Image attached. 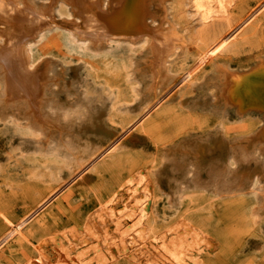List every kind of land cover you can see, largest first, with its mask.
Here are the masks:
<instances>
[{
  "label": "rangeland",
  "instance_id": "rangeland-1",
  "mask_svg": "<svg viewBox=\"0 0 264 264\" xmlns=\"http://www.w3.org/2000/svg\"><path fill=\"white\" fill-rule=\"evenodd\" d=\"M231 1L232 3H228L227 14L231 20L232 26H235L242 21L241 19L247 17L252 10H254L256 4L258 6L264 0ZM185 3L187 4V0H168L167 13L169 20L176 26L178 31L184 35V38H186L183 54L181 53L182 50L179 51L180 54H178V56L177 54L173 55L171 58L172 60L168 63L170 79L190 70L201 53L207 49L213 40L216 42L226 31L224 16H216L208 25L203 26L198 20L197 15L190 11L192 10L189 8L191 6ZM187 6L188 8H186ZM58 13L66 15L67 11L61 6L58 9ZM194 22L197 24L195 25ZM60 31L61 30L56 29L48 31V33L46 32L42 39L32 45L31 55V61L33 63H41L46 60L49 68L52 69V71L50 69L48 73L49 75L52 73L50 75L52 77V83L50 82L47 88V102L54 106L51 105L52 108L46 106L43 110L48 117L59 125L53 126L51 128L52 130L50 128H43L35 123L34 126L31 123L27 124L25 119H22L19 115L17 116L14 112L8 111V113L0 110V121H2L0 123V240L10 230L8 223L5 221V218L3 220V217H7V219L14 223L22 221V227L29 238L27 241L26 239L12 237L2 242V245L0 244V264H15L29 254L36 256L37 249L35 245L43 237L48 235L49 230H61L72 224L81 226L84 225L83 223L87 220L93 221L95 218L94 213H96V209L100 206L99 201L105 199L109 192L116 188L119 178L126 177L133 169H142L143 172L146 173V180H150L149 183L152 188L150 193V209L144 220V224L147 226L150 234L164 229L171 221L185 218L194 221L205 230L214 243L213 248H205L202 252L201 264H264V212L261 211L257 203L258 198L256 189L259 180L264 182V156L262 155L264 151L263 149H258L256 151L251 150L255 145H258V140L254 137L255 133L253 131H258V127L260 128V125H262V123L264 124V115L262 111L258 109L252 108L251 110L248 108L246 111L245 109L241 110L240 115L242 116H240L234 106L230 107L229 105L228 108H226L221 96L216 95V84L213 82L214 78H212L216 72L213 68H215L218 62H225L231 69L244 71L251 69L257 65L261 59H264V9L226 43L211 60L207 61L192 75L188 80L189 84L191 83V87L187 83L178 88L175 92L176 95L171 97V99L168 100L169 102L167 101L166 103L163 102L159 104L151 114L142 120V122L135 125L115 148L106 152L84 172L83 168L87 165L88 161L100 150L110 144L124 128L129 126L144 110L145 106L149 103L148 101L153 97L152 91H149L148 87L151 79L149 75H146L148 74L146 73L148 70L146 71V69H144L143 59L147 57V52L144 53V51L147 50H145V44H134L136 45L135 47L125 42L118 44L112 43L107 47L90 49L79 43H70L65 31ZM50 39L53 40V42ZM39 43H41V46ZM124 44H127L126 46H128V48ZM46 45L48 47H46ZM33 52L36 53L34 54ZM139 55L141 56L139 57ZM46 56H48V58ZM54 59H58L57 61L59 62L55 60V63L58 65L53 63ZM78 60L80 61V66ZM73 65L79 70L72 67ZM55 66L57 68H55ZM141 66L144 68L142 69ZM131 70L134 71V73L131 72ZM211 70H213L212 74ZM54 71L57 73H54ZM60 71L65 73L61 74ZM69 74L72 79L75 80L74 82L71 81ZM74 75L75 77H79L74 79ZM130 75L134 80L131 79ZM209 75H212L210 76L211 78ZM146 76H148L150 80L148 78L144 80L143 78ZM79 78H81V80H79ZM54 79L56 80L54 81ZM196 81L198 82L195 83ZM55 82L58 84H55ZM192 83H195V85H192ZM66 84H68V86ZM74 84L75 87H73ZM199 85L203 88L201 86L199 87ZM136 86L139 90H137ZM50 87H54V89ZM146 87L148 88L146 89ZM1 88L2 83L0 81V90ZM73 88L78 89L75 91ZM49 89H51V91ZM60 90H62V92ZM69 90L70 93H68ZM71 90L74 91V94L71 93ZM195 90H197L196 93ZM52 91L54 92L52 93ZM203 91L209 92H206L208 94L206 95L207 97L205 96L206 93ZM75 92L80 93L77 95ZM140 92L142 97L140 96ZM202 93L204 95H200ZM88 94H90V96ZM196 94L197 97L195 98ZM69 95H71L72 98ZM79 95L81 98L83 96L82 100L85 99V103L80 97L78 100ZM92 96H95L94 98L96 99L92 100V102L96 104L92 103L87 98H91ZM216 96L218 97L217 100ZM99 97L101 98V103L98 102ZM139 97H141L140 100ZM201 97L203 101L205 100L203 102L204 105L201 102ZM50 98H52V100ZM75 98L77 100V105L75 104ZM134 98H138V100ZM178 98H180V103H182L181 106L179 102H177L179 101L177 100ZM91 99H93V97ZM190 99L192 104L189 102ZM213 99H215V101ZM87 102L88 105L91 102L89 105L90 108L84 105L87 104ZM58 103L62 106H66L67 104V108L59 106ZM97 103L102 106L100 107ZM103 103L106 108H104ZM198 103H200V105ZM78 104L82 105L79 106ZM219 104H221L220 107H218ZM139 105L140 107H138ZM193 105H197V108ZM213 105H215L214 107L216 108H214ZM84 106L88 108L85 109ZM121 106L122 108H120ZM187 106L189 109H187ZM190 106L193 107V109L190 108ZM199 106L204 108H200ZM206 107H209L210 110L214 108L213 111H216V113H213V111L208 110L209 108L207 109ZM225 108L228 109V111L225 110ZM222 109L226 115L223 114ZM231 109L234 111L233 113H231ZM218 111L220 113H217ZM132 112L133 114H131ZM243 112L245 115H243ZM81 113H87L85 114L86 117L83 115V117H85L83 118ZM234 113L237 115H234ZM15 117L16 119H14ZM60 117L62 119L65 118V120L67 119L66 122L61 120ZM11 118L12 120H10ZM18 118L21 120H18ZM17 121L20 123H15ZM21 121H23V123ZM22 125H24V127ZM90 125H93V127L91 126L90 128ZM31 126L34 127L32 128ZM213 126H215V128ZM5 127L8 129L6 130ZM207 128L210 129V132ZM212 129L215 131L213 132ZM219 130H221V133ZM216 131L217 133L215 135ZM41 132L44 133L41 134ZM53 134H55V136ZM251 134L252 136H250ZM36 135L39 137L37 138ZM42 135H44L45 139L42 138ZM245 135L249 137H245ZM5 136L7 138H5ZM25 136H27V139L31 142H29ZM31 136L32 138H30ZM192 136L194 137L193 141L191 139ZM48 137L52 138L49 139ZM23 138L25 143H28L30 147L28 145L24 146L25 143L23 142ZM33 139L37 141L35 142ZM39 139H41V141H39ZM43 139L47 142H44ZM232 139H234V141ZM18 140H22L21 142L23 143ZM32 142L34 143L31 144ZM15 144H17L16 147L13 146ZM30 144L33 145V148L34 146L37 148L33 149ZM172 144L175 145L173 146ZM226 144L232 145H229V147ZM239 144L246 145V150L244 152L238 148ZM22 145L25 148L22 147ZM13 147L15 149H12ZM26 147L29 150H26ZM19 148L21 149L19 150ZM235 149H237V151ZM226 150L229 151V154L226 153ZM257 152L258 154H256ZM259 152L262 154H259ZM233 153H236L237 156H235V154L233 155ZM173 157L176 161H174ZM260 158L263 159L260 160ZM231 159H235V162H232ZM249 159H251V161ZM245 161H247V163ZM217 162H219V164ZM213 163L217 164L216 167L214 166L211 169ZM217 165H221L222 172H224L222 173L223 182L219 181L218 177H215V173L213 174L212 172L214 168L218 167ZM189 167L191 171H188ZM229 167H231V169ZM261 169H263V171ZM76 171L82 172L81 176L78 177L76 181L64 187L68 179H70V177L72 178L77 173ZM254 173H256V176H253ZM261 173L263 174V178ZM200 176L202 178H200ZM226 185H228V187H226ZM232 186L234 188H232ZM239 186L240 188H238ZM185 187L186 189H184ZM201 187L205 188V190L207 188V190L203 191ZM248 188L250 190L249 193L247 192L249 191ZM160 189H164V193L162 190L160 191ZM214 191L219 194L214 193ZM167 193L170 194L168 195ZM125 195L126 191L122 189L119 196L124 198ZM170 197L172 199H169ZM47 198L48 200H46ZM168 200L169 202L167 203ZM121 202L122 200L116 202L117 208L121 207ZM173 202L174 205H170ZM175 204L178 205L175 206ZM42 251L46 259L51 261L54 257V248L50 244H46ZM118 257L108 262V264H135V262L133 263V261L129 260L124 255Z\"/></svg>",
  "mask_w": 264,
  "mask_h": 264
},
{
  "label": "bare ground",
  "instance_id": "bare-ground-1",
  "mask_svg": "<svg viewBox=\"0 0 264 264\" xmlns=\"http://www.w3.org/2000/svg\"><path fill=\"white\" fill-rule=\"evenodd\" d=\"M229 2L232 3L231 0H187V4H189L191 6L189 8L192 9L190 11L194 12V14L197 15L198 20L200 21V23L203 26L208 25L214 17L216 18V16H219V15L224 16L223 18L225 21L224 24L226 25V31L220 37V39H218L216 42H214V40H213V42L207 47V49L201 53V55L195 61L194 65L192 66V68L190 70H188L185 73L183 72V74L175 76V78H173V79L171 78L172 79L171 80L169 72H168V63L170 60H172L171 58L173 55L177 54V56H178V54H180L179 51H181V50H182L181 53L183 52V49H185L183 47L185 46L184 42H186L185 41L186 38H184V35L182 33H180L178 31V29L176 28V26L174 24H172L169 20L168 13H167L168 0H0V81L2 83V88L0 90V110L6 111V112L11 111L12 113L14 112L15 114H17V116L19 115V117L21 116L22 119H25V121H27V124L31 123L34 125V123H35V124H38L39 126H41L43 128H50V129L53 126L57 125L50 117H48L46 115V112L43 110L44 107L49 106L52 108L51 105H53V104L50 105L47 102V100H48V98H47L48 97L47 96V94H48L47 90L48 89L47 88H48V85L51 82V78H52L50 76L52 73H50V75L48 73H49L51 68H49L48 63L43 58L42 59L44 61H42L41 63L40 62L33 63L31 61L32 45L35 42L42 39L44 37L45 33L46 32L48 33V31H52V30H56V29L61 30L62 32L65 31V33L68 36L70 43H79V44L84 45L85 47L90 48V49L107 47V46L111 45L112 43L118 44V43H122V42L128 43L130 45H134V44L137 45L140 43L145 44L146 45L145 50H147V51H144V50H142V51H144V53L147 52V57L145 59H143L145 68L143 66H141V67H142V69L143 68L146 69V71L148 70V72H146L145 70L144 71L146 73H148L146 75H149V77L151 79L150 84L149 85L147 84V85L149 87V91H152L153 97L151 98L150 101H148L149 103L145 106L144 110L138 115V117L135 120H133V122L129 126L124 128V130H122V132L119 135H117L112 140V142L110 141L111 142L110 144H108L106 147H104L102 150H100L97 154H95L88 161V163L85 167L83 166L84 167L83 172H84L88 167L93 165L106 152L115 148L121 142L123 137L125 135H127L135 125L142 122V120L144 118H146L149 114H151L159 104H161L163 102L166 103L168 100L171 99V97H174L176 95L175 92L178 88L186 85L187 83L189 84L188 80L192 77V75L201 66H203L207 61L211 60L226 43H228L249 21H251L255 16H257L264 9V1L262 3L260 2L261 4H259L258 6L256 4L257 7L255 6L254 10H252V12L247 17L244 16L245 18L241 19L242 20L241 22H239L235 26H232L231 20L227 14ZM61 6L66 9V11H67L66 15H61L60 13H58V9ZM188 6L186 8H188ZM56 17H58V18H56ZM193 17H196V16H193ZM198 20H197V23H198ZM216 21H218V20H216ZM216 21H215V23H216ZM232 21H233V19H232ZM197 23H195V25ZM201 28H202V26H201ZM209 33H210V31H209ZM62 35H63V33H62ZM55 38H57V37H55ZM51 41L53 42V40H51ZM40 44L41 43H39V45ZM116 45H115V47H116ZM136 45H134V46L136 47ZM40 46H38V47H40ZM43 46H44V44H43ZM46 47H48V46L46 45ZM126 47L128 48V46H126ZM122 48H124V47H122ZM144 48H145V46H144ZM59 51H60V49H59ZM119 51H121V50H119ZM125 52H123V53H125ZM140 56L141 55H139V57ZM180 56H182V55H180ZM46 57L48 58V56H46ZM135 59H136V57H135ZM55 60L56 59H54L53 63H55ZM185 60H187V59H185ZM57 62H59V61H57ZM135 62H136V60H135ZM50 63H52V62H50ZM137 63H140V62H137ZM215 63H217V62H215ZM55 64H57V63H55ZM55 64H53V65H55ZM61 64H63V63H61ZM75 64H77V63H75ZM78 64H79V66L81 65L80 61ZM67 65H69V64H67ZM67 67H69V66H67ZM67 67H65V68H67ZM72 67H75V66L73 65ZM77 67H78V65H77ZM131 67H133V66H131ZM55 68H57V67L55 66ZM139 68H140V66H139ZM213 69L216 71L215 74L213 73L214 77H212V78H214L213 82L216 84V90H215L216 95L221 96V99L223 100L224 104L226 105V108H228L229 105H230V107L234 106L235 109L239 112V115H240L241 110H243V109H245V111H246V109H248V108H250L251 110H252V108H255L256 110L258 109L259 111H262V113L264 115V59H261L257 63V65H255L251 69L244 70V71L243 70L241 71L238 69L237 70L231 69L227 64H225V62L224 63L218 62L215 65V68H213ZM77 70H79V69H77ZM51 71H52V69H51ZM55 72L56 71H54V73ZM60 72H61V74L65 73L62 71H60ZM131 72L134 73V71H132V70H131ZM135 72H136V70H135ZM212 72H213V70H211V74H212ZM207 73H206V75H207ZM58 74H60V73H58ZM58 74H56V75H58ZM143 74H144V72H143ZM69 76H70V74H69ZM173 76H171V77H173ZM210 76H212V75H209V77ZM74 77H75V75H74ZM76 77L74 79H76ZM130 77L132 79L131 75H130ZM61 78H63V77H61ZM70 78H71V81H73V82L75 81L72 79L71 76H70ZM146 78H148V76H146L143 79L145 80ZM66 79H68V78H66ZM66 79H64V80H66ZM201 79H203V78H201ZM201 79H200V81L202 82ZM55 80L56 79H54V81ZM58 80H59V78H58ZM79 80H81V78H79ZM132 80H134V79H132ZM200 81H199V83H200ZM197 82L198 81H196L195 83H197ZM66 83H67V81H66ZM195 83L194 84L192 83V85H195ZM211 83H212V81H211ZM55 84H58V83L55 82ZM64 84H65V81H64ZM203 84H204V81H203ZM66 85L68 86V84H66ZM90 85H91V83H90ZM205 85H206V83H205ZM67 86H66V88H67ZM200 86L201 85H199V87ZM206 86H205V88H206ZM73 87H75V84ZM148 87H146V89ZM190 87H191V85H190ZM50 88L54 89V87H50ZM64 88H65V86H64ZM64 88H62V89H64ZM70 88H72V87H70ZM136 88H137V90H139L137 86H136ZM195 88H197V87H195ZM74 89L75 88H73V90ZM77 89L78 88H76L75 91ZM79 89H80V87H79ZM49 90L51 91V89H49ZM73 90H71L72 94H74ZM134 90H136V89H134ZM60 91L62 92V90H60ZM64 91H66V90H64ZM83 91H85V90H83ZM196 91L197 90H195V93H196ZM53 92L54 91H52V93ZM206 92L209 93L208 91H205L204 93H206ZM65 93H62V94H65ZM68 93H70V90ZM76 93L77 92H75V94ZM78 93H80V92H78ZM78 93H77V95H78ZM207 93L205 94V96L208 95ZM55 95H56V93H55ZM88 95L90 96V94H88ZM200 95H204V94L202 93ZM212 95H213V93H212ZM58 96H59V94H58ZM69 96H71V95H69ZM95 96H98V95H95ZM95 96H92L93 99H91L92 97L91 98L87 97V98L89 99V101L92 102V100L96 99V98H94ZM140 96H141V92H140ZM198 96H199V94H198ZM79 97L81 98V96L80 95L78 96V100L80 99ZM141 97H139V100ZM196 97H197V94L195 95V98ZM66 98H67V96H66ZM71 98H72V96H71ZM71 98H70V100H71ZM82 98H83V96H82ZM82 98H81V100H82ZM87 98H86V100H87ZM50 99L52 100V98H50ZM68 99H69V97H68ZM100 99L101 98L99 97V100H98L99 103H101ZM134 99L138 100V98L137 99L134 98ZM145 99H146V97H145ZM188 99H187V102H188ZM217 99H218V97L216 98V100ZM74 100H76V98ZM84 100H82V101L84 102ZM177 100H179L177 102H179V104L181 106L182 103H180V98H178ZM209 100H212V99H209ZM213 100L215 101V99H213ZM204 101L202 98V101H201L202 104ZM67 102H68V100H67ZM72 102H74V101H72ZM134 102H136V101H134ZM143 102H145V101H143ZM189 102H191V99ZM90 103H89V105H90ZM92 103L96 104L95 102H92ZM184 103H186V102H184ZM75 104L77 105V100H76ZM191 104H192V102H191ZM198 104L200 105V103H198ZM202 104H201V106H202ZM206 104H207V102H206ZM212 104H214V103H212ZM56 105H57V103H56ZM78 105L80 106L82 104H78ZM84 105H87L89 107L88 102H87V104H84ZM98 105L100 107L102 106L100 104H98ZM104 105L105 104L103 103V106ZM143 105H144V103H143ZM197 105H193V106L197 108ZM225 105H224V107H225ZM59 106H62V105L59 104ZM66 106H67V104H66ZM66 106L63 105L62 107L67 108ZM136 106H134V107H136ZM188 106H189V104H188ZM191 106H190V108L193 109V107H191ZM214 106L215 105H213V107ZM220 106H221V104L218 105V107H220ZM69 107H72V106H69ZM88 107H85V109H87ZM138 107H140V105ZM199 107H198V109H199ZM230 107H229V109H230ZM57 108H55V109H57ZM104 108H106V107L104 106ZM120 108H122V106ZM200 108H204V107H200ZM214 108H216V107H214ZM226 108H225V110L228 111V109H226ZM61 109L64 110L63 108H61ZM187 109H189V107ZM213 109L210 110V108H209L208 110L213 111ZM233 110H234V108H233ZM233 110L232 109L230 110V111H232L231 113L234 112ZM199 111H201V110H199ZM219 111L217 113L221 112V111L220 112ZM80 112H81V110H80ZM85 112H86V110H85ZM135 112H137V111H135ZM214 112L216 113V111H213V113ZM222 112H223V109H222ZM222 112H221V114H222ZM70 114H72V113H70ZM81 114L83 117V115L85 116V114H87V113H85V114L81 113ZM131 114H133V112ZM223 114H224V112H223ZM258 114H259V112H258ZM11 115H13V114H11ZM224 115H226V114H224ZM234 115H237V114L234 113ZM243 115H245L244 112H243ZM221 116H223V115H221ZM240 116H242V115H240ZM257 116H261V115H257ZM5 117H7V116H5ZM85 117H83V118H85ZM233 117H235V116H233ZM9 118H10V116H9ZM245 118H247V117H245ZM14 119H16V117ZM115 119H116V117H115ZM7 120H8V118H7ZM10 120H12V118ZM18 120H21V119L18 118ZM61 120L66 122L67 119L65 120V118L64 119L61 118ZM226 120H228V119H226ZM77 121H79V120H77ZM1 122L2 121H0V123ZM13 122H14V120H13ZM18 122L19 121L15 122V123H18ZM21 122L23 123V121H21ZM91 123H93V122H91ZM27 124H25V125H27ZM17 126H18V124H17ZM22 126L24 127V125H22ZM22 126H19V127H22ZM91 126L93 127V125H90V128H91ZM257 126H258V124H257ZM260 126H261L260 128L258 127V131H256V130H255L256 132L253 131L255 133L254 137L258 140V145H255L251 150L256 151L258 149H260V150L263 149V151H264V124L262 123V125H260ZM9 127H11V126H9ZM27 127H29V126H27ZM213 127L215 128V126H213ZM32 128H30V129H32ZM7 129L8 128H6V130ZM55 129H57V128H55ZM55 129H54V131H55ZM208 131L210 132V129H208ZM212 131L214 132L215 130L212 129ZM219 131L221 133V130H219ZM50 132H52V131H50ZM222 132H223V128H222ZM253 132H252V134L254 135ZM34 133H36V132H34ZM43 133L41 132V134H43ZM216 133H217V131L215 132V135H216ZM252 134L250 136H252ZM53 135L55 136V134H53ZM194 135L196 136V133ZM8 136H9V134H8ZM42 136L41 137L44 138V135H42ZM212 136H213V134H212ZM220 136H221V134H220ZM246 136H248V135H245V137ZM36 137H37V135H36ZM186 137H185V139H186ZM200 137H201V135H200ZM5 138H7V137L5 136ZM25 138L27 139V136H25ZM30 138H32V136ZM51 138H49V139H51ZM133 138H135V137H133ZM193 138L194 137L192 136V138H191L192 141H193ZM44 139H43V141H44ZM191 139H189V140H191ZM27 140H26V142H27ZM34 140L35 139H33V141ZM232 140L234 141V139H232ZM235 140H236V138H235ZM18 141L21 142L22 140H18ZM36 141L37 140H35V142ZM39 141H41V139H39ZM255 141H254V143H255ZM23 142L25 143L24 138H23ZM23 142H21V143H23ZM29 142H31V141H29ZM44 142H47V141H44ZM49 142H48V144H49ZM33 143L34 142H32L31 144H33ZM52 144H55V143H52ZM23 145H22V147L28 145V143L27 144L25 143L24 146ZM44 145H41V146H44ZM226 145H228V144H226ZM229 145L231 146L232 144H229ZM13 146L16 147L17 144H15ZM32 146L33 145H31V147ZM36 146H40V145H36ZM14 147L12 149H15ZM170 147H172V146H170ZM21 148H19V150ZM34 148L36 149L37 147L34 146ZM238 148L244 152L246 150V145L245 144H239ZM27 149L28 148L26 147V150ZM235 150L237 151V149H235ZM231 151H233V150H231ZM166 153H168V152H166ZM226 153L229 154V151H227ZM163 154H164V152H163ZM234 154H235V156H237L236 153H233V155ZM256 154H258V152ZM259 154H262V153L259 152ZM230 155H229V157H230ZM262 155L264 156V154H262ZM263 156H261V157H263ZM261 159H263V158H260V160ZM228 160H230V159H228ZM234 160L231 159L232 162ZM249 160L251 161V159H249ZM164 161H166V160H164ZM174 161H176L175 158H174ZM247 161H248V159H247ZM247 161H245V162L247 163ZM219 162H217V163L219 164ZM240 162H242V161H240ZM161 163H162V161H161ZM261 163H263V162H261ZM216 164L213 163V166L212 165H211L212 167L210 166L211 169L214 166L216 167ZM240 164H242V163H240ZM236 166H237V163H236ZM218 167L214 168V170H212V172H213V174L215 173V177H218L219 181H222L223 180L222 179V177H223L222 173H224V172H222L221 165H219ZM223 167H225V166H223ZM229 168L231 169V167H229ZM189 170L191 171L190 167H189L188 171ZM261 170L263 171V169H261ZM209 172L212 173L211 171H209ZM228 172H229V170H228ZM225 173H226V171H225ZM81 174H82V172H77L72 178L70 177V179H68V182L65 183L64 187L66 185L76 181L78 179V177L81 176ZM253 176H256V173H254ZM261 176L263 178V174ZM146 177H147L146 173H144L142 169L131 170L130 173H128V175L126 177L118 179V181H117L118 183H117L116 188L114 190H112L111 192H109V194L107 195V197L105 199L99 201L100 206L96 209V211H95L96 213H94L95 218L93 221L87 220L85 223H83L84 225H81V226L72 224V225L67 226L66 228L61 229V230H56V229L49 230L48 235L46 237H43L35 245L36 249H37V255L36 256L32 255V254L26 255L21 260L22 262L20 261V262H17L15 264H108V262L116 259L120 255L126 256L129 260L133 261V263L135 262V264L136 263H138V264H201L202 252L205 250V248H213L214 243L210 239L208 233L205 230H203L200 226H198L194 221H191V220H188L185 218H180L177 221L169 222L164 227V229L159 230V231H155V232L150 234V231L148 230L147 226L144 224V220L147 216L148 210L150 209V202H151L150 193L152 191L151 185L149 183L150 180L147 181ZM153 177H155V176H153ZM200 178H202V177L200 176ZM64 182H63V184H64ZM202 182H203V180H202ZM180 184H181V182H180ZM184 185H185V183H184ZM228 185H226V187H228ZM246 186H247V184H246ZM159 187H160V185H159ZM186 187H187V185H186ZM186 187L184 189H186ZM243 187H244V184H243ZM232 188H234V187L232 186ZM238 188H240V186ZM122 189H125V191H126V195L124 198H121L119 196V193ZM202 189H203V191L205 190V188H202ZM241 189H242V186H241ZM256 189H257V198H258L257 203H258L261 211L264 212V182H261L259 180V182H257ZM161 190L162 189H160V191ZM163 190H162V192H163ZM206 190H207V188H206ZM248 190H249V188H248ZM210 192H212V191H210ZM247 192L249 193L250 190ZM214 193H216V192L214 191ZM237 193H234V194H237ZM191 194H193V193H191ZM216 194H219V193H216ZM48 198L46 200H48ZM50 198H52V197H50ZM169 199H172V198L170 197ZM119 200H122V202L120 203L121 207L117 208L116 202ZM256 201H257V199H256ZM168 202H169V200L167 201V203ZM41 204H42V202H41ZM170 205H174V202ZM177 205L175 204V206H177ZM36 207H38V206H36ZM39 208H41V207H39ZM34 214H36V213H34ZM30 215H28V216H30ZM168 217H170V216H168ZM4 218H5V221L8 223L10 230L1 238L0 244L9 238H12V237H18L20 239H26L27 241L29 240L26 232L24 231V229L22 227V225H23L22 221L18 222V223L17 222L14 223L11 220L7 219V217H3V220H4ZM157 218H159V217H157ZM27 233H29V232H27ZM31 235H32V233H31ZM217 237H219V236H217ZM46 244H50L55 250L54 257L52 258L51 261L46 259L45 254L42 251ZM46 248H47V246H46ZM50 259H51V257H50Z\"/></svg>",
  "mask_w": 264,
  "mask_h": 264
}]
</instances>
